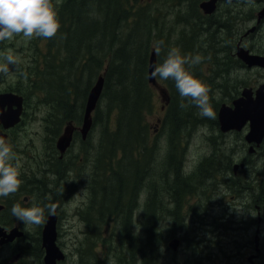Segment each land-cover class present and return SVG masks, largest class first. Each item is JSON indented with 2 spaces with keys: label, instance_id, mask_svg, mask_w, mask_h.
Listing matches in <instances>:
<instances>
[{
  "label": "trees",
  "instance_id": "1",
  "mask_svg": "<svg viewBox=\"0 0 264 264\" xmlns=\"http://www.w3.org/2000/svg\"><path fill=\"white\" fill-rule=\"evenodd\" d=\"M134 1L62 0L54 5L61 27L55 37L46 39L47 49L45 53H41L40 67H33L26 72L24 87L17 88L24 102L32 94L37 100L39 97L40 104L48 107L50 112L46 115L50 125L45 130L50 135L47 139L53 140L54 134L64 123L65 110L71 109L72 122L81 120L87 91L93 84V79L102 75V89L93 109L92 124H97L102 110L105 117L101 122L99 146L96 145L94 151L97 156L96 164L104 154L107 165L104 166V172L99 173L103 170L102 167L95 168L89 162L87 203L77 211L86 232L82 250L88 256V261L81 259V264H101L98 255L105 238H96L101 236V230L110 221L118 236V242L113 247V264H157L162 255L160 242L163 230L159 223L163 217L171 216L176 222L166 232L168 236L174 231H180L181 242L186 241L190 233L194 236V222L198 218V212L201 211L203 220L207 210L200 197L195 202L188 201L186 205L184 202L190 195H194L195 185L192 181L214 177V173L218 171L215 169L213 155L202 157L194 171H182V141H185L188 127L198 122V125L215 130L216 133L208 137L214 149L225 144L223 141L219 142L225 133L217 130L216 118H201L199 109L194 105L181 108V97L175 82L163 80L168 87L166 90L169 98L161 120L162 128H166L165 151L161 154V160L155 161L156 146L153 149L147 143L148 127L145 123V114L150 111L154 89L147 80L149 54L151 50L155 52L154 45L161 42L160 55L157 56L155 52L157 65L163 62L172 48L169 42L172 31L164 25V19H167L164 9H172L168 18L175 25L180 22L183 26L181 35L178 36L181 43L179 50L182 55H190L196 29L199 27L194 13L199 0H143V3L136 0L140 5L132 12ZM179 6H184L183 11ZM208 28L206 27V33L210 35ZM204 50L207 48L197 47L198 53L204 54ZM196 66L185 65L189 72L204 83L202 73ZM224 69L216 68L218 76L224 75ZM219 84H212L210 87L207 85L214 111L218 104L227 102L224 98L215 96ZM230 86L231 92L237 89L236 84L232 83ZM222 93H229L228 88H224ZM47 155H53L51 146ZM217 156L223 164L220 169L230 171V153ZM64 157L62 170L70 174L78 154L65 152ZM54 161L57 164L62 159L55 158ZM51 163L44 164L40 171L50 170ZM78 170L79 168L75 172ZM58 171L60 168H57L56 172ZM140 191L145 192L139 220L141 236L134 232L133 227V211L138 206ZM229 228L232 229V226L224 227ZM29 237L34 239L35 244L20 252L39 258L42 250L39 237ZM189 250L192 256L186 254L181 264L196 263L193 243Z\"/></svg>",
  "mask_w": 264,
  "mask_h": 264
},
{
  "label": "rangeland",
  "instance_id": "2",
  "mask_svg": "<svg viewBox=\"0 0 264 264\" xmlns=\"http://www.w3.org/2000/svg\"><path fill=\"white\" fill-rule=\"evenodd\" d=\"M60 1L62 0H52V3L53 5H57L58 3H60ZM138 1L140 3L144 2L143 0ZM145 1L147 2L150 0ZM138 5L140 4L136 0L132 2V12ZM170 13H172V9L168 11L164 9V15L167 17V19H164L165 28H168L170 29V31H172L169 42L171 43L172 48L175 47L181 49V43L178 40V36L181 35L183 26L180 24V22L176 23L175 25L172 19L168 18L171 16ZM196 16L199 25L203 26L204 19H202L201 15L198 13L196 14ZM194 40L195 41L190 55L194 56L196 54H200L204 58H206L205 54L197 52V47L200 44L199 37L196 36ZM46 49V40L44 38H34L32 40H27L21 34L19 36H15L12 40L4 41L2 47L0 48V63L5 62L4 56L8 50H11L16 55L20 63L19 69H17L15 66H10L11 71L7 76L0 75V89H7L9 91L12 89L15 90L17 88L24 87V82L27 77L22 75V73L30 71L33 67L39 68L41 65V53H45ZM27 50L29 51L27 52ZM205 60L207 61V58L203 59L202 62L197 66L195 65L197 69H199L200 74L202 73L204 84L206 86L209 85L210 87L212 84L215 85L220 83L218 87L222 86V89L230 88L231 86L229 83L218 82L220 81V79L215 78V76L213 75V68L211 67L212 65L209 63V61L205 62ZM238 71L233 70L232 75H236L238 77H246L244 81L245 84L249 83L247 86H257V84L260 83L259 81L263 77V72L258 68L247 69V71H240V73ZM95 80L96 78L93 79V82ZM156 81L168 90L166 83L162 79L156 77ZM152 90V105L149 113L145 114V123L148 127L147 143L148 145L153 146V149L156 146L157 155L154 158L156 162H159L161 160V154L165 151L164 138L166 134V128H162L161 126V120L165 113V105L162 104L156 90ZM19 94L21 95V93ZM215 96L219 99L223 97V95L220 93H216ZM38 100L36 98H33L32 94L28 95V99L23 102L24 112L21 123L18 125L19 128L14 130V132L12 133V137H10V140H8L7 142L12 147L13 152L16 154L17 159L13 161V163L18 167L20 174H25L27 170L34 172L39 171V169L37 168V165L39 163L38 159L42 160L43 158L47 157L50 149L49 140L47 139L46 132L44 130L47 129V126L50 125L46 115L47 112H50V110L46 105L40 104ZM92 115L93 112L91 116ZM99 115L102 119L99 118L97 124L95 123L91 125L87 133V139L84 142L79 141V138L73 139L70 147L68 148L69 151H66L67 154L70 152L78 154V157L74 161V165L72 166V172L77 171V169L79 168L78 172H84L86 176L90 177V173H88L89 170L87 168L89 162H91L95 166V168L102 167L103 170H101L99 173L104 172V166L107 165L105 163L107 158L104 156V154L101 155L102 159H99V162L96 164L97 156L95 154L96 151H94L95 146H99L98 139L100 138L99 135L102 129L101 122L105 117V114H103L102 110L100 111ZM73 125L75 127H79L80 120H75L73 122ZM63 127L60 129L63 130ZM215 133V130L212 131L204 125H198V122H196L193 126L188 127V134H186L185 136V141H182L184 150L181 152V170L186 173H190L191 171H194V167L202 157L213 155V162L216 165L215 169L218 172L214 173V177L208 176L192 181V183H194L195 185L194 195H190L184 202V204L186 205L188 201L189 203L195 202L200 197V199L206 206L208 218H211L214 215H222L225 220L216 219L215 223L217 225H222V227H225V224L227 223L233 226L234 230L233 228H229L228 230L232 231L234 233V236H227V247L225 249V241L221 236L210 237L207 235L198 237L195 236V230L194 236H191L192 233H190L187 236V240L181 242L179 238L181 234L180 231L175 232L172 229L174 233L169 236L166 233L168 232L170 227L176 225L175 220L171 216L163 217L159 223L160 228L163 230V239L160 242V251L162 255L157 264H181L185 259L186 254H189L190 257L192 256V252L189 250V247L192 243L193 256L196 255L204 257L206 264H244V255H246L245 253H253V249L248 248L247 245L245 253L244 249H242V246L245 243V233L244 231H242V225L243 221H246L248 216L250 219L256 218V216L253 211H248L247 215V208L244 209L240 205L242 188L247 182L250 184L252 182V179L250 178L251 174L246 175L247 172H244L246 168H241L237 163L239 157H242L244 154L252 156V154L248 152L247 148L245 149V147H239L240 141H242V135L244 133L243 131H239L237 132V134H234L235 132L226 133L221 137V140H219L217 137L216 139L219 140V142L223 141L225 142V144L223 145V148L216 146V148L214 149L213 144L211 143V141H209L208 137ZM226 152L230 153L231 161L236 165L235 170L237 172L235 174H232L228 170L220 169L223 164L217 155L222 156V154H225ZM44 153L46 154L44 156H41ZM37 156H39V158ZM83 158L85 159V161H83ZM34 161L37 163V165L33 163ZM82 161L83 165L81 166ZM263 167L264 155L261 154L255 168H261L262 170ZM248 172H251V170H248ZM203 173L208 174L210 172ZM86 176L82 175L81 182L77 184V190L74 191L66 201L61 199L63 203L58 208L59 217L56 226L55 241L58 248L64 254V259H62V261L60 260L57 264H81V259L88 261L87 254H85V251L82 250L85 246V227L79 216L77 215V210L82 207L83 203L86 200V191L84 188V181L86 179ZM256 182V180L253 181L254 184H256ZM231 183L232 185H230ZM21 196L22 194L19 193L18 199L21 200ZM2 198L3 197H0V199ZM32 198H34V196H32ZM144 199L145 192L140 191L137 199L138 206L133 211L134 232L139 236H141V227L139 224V220L141 217ZM22 202V207H31L34 205V202L31 201V198L29 197ZM249 208L253 210V207L251 208L249 206ZM112 225L113 223L110 221V223H108L106 227H103V229L101 230V236L96 238L97 240L105 238V243L100 249L98 255L101 264H113V247L115 245V242H118V236L116 228H112ZM22 229L25 232L23 239H20L19 243L17 240V242L14 241L13 243L16 242L17 245H19L24 241H28L27 244H23L24 249H26L35 244L34 239H28L26 238V236L31 235L34 236V238L39 237L41 228L36 225H25L23 223ZM255 229H257V226L252 225L248 235L250 234L253 237ZM260 230L264 245V221L261 225ZM260 230L257 232L258 239L260 236ZM172 238H176L179 241L175 250H172L167 245ZM198 239H200L202 243L200 246L196 241ZM216 247L217 250H215ZM199 248H201V253H199L198 251ZM11 250L12 244L0 247V263L2 262L1 264L14 263V251L12 252ZM96 250H99V248L96 247ZM42 256V250L40 252L39 258L22 254L21 258L19 257L16 263L19 262L18 264H42ZM260 258L258 260L255 258L253 261L258 262ZM195 264H197V260Z\"/></svg>",
  "mask_w": 264,
  "mask_h": 264
},
{
  "label": "flooded vegetation",
  "instance_id": "3",
  "mask_svg": "<svg viewBox=\"0 0 264 264\" xmlns=\"http://www.w3.org/2000/svg\"><path fill=\"white\" fill-rule=\"evenodd\" d=\"M201 1L202 0H199L197 2L196 10L194 11L195 14L197 13L200 14L201 18L204 19L203 26L199 25V27H197L196 29V36L199 37L200 39L199 41L200 44L198 47L207 48V50H204L203 53L206 55L207 62L209 61V63L212 65L211 67H213V75L216 78L220 79V81L218 82H224L229 84L233 83L237 85L236 86L237 89L234 90L233 92H231L230 90L231 87L228 88L229 93L227 94L222 93L223 89L222 88L219 89L217 87V93L223 95L222 99L224 98V100H227V102H224L227 105H231V101L237 98L243 89L249 90L248 94H250L252 97L254 96V91L258 87L261 88L262 93L264 94V66L262 67L258 65H250L249 61H247L244 58V55L259 56L264 58V0H215L213 10L209 13L202 12V10L199 7V3ZM179 9L183 11L184 6H179ZM206 27H209L208 31L210 32V35H207ZM3 43L4 42L0 43V48L2 47ZM28 51L29 50H27V52ZM218 67L225 68L224 70H226V72L224 73L223 76H218V70H216V68ZM252 68H258L263 72V77L261 78V80L259 81L260 83H258L257 86H251V85L247 86L249 83L245 84L244 81L246 77L244 76L238 77L236 75H232L233 70L247 71V69H252ZM240 71L238 72L240 73ZM0 90H1L0 93L12 92L20 95L17 89L15 90L12 89L9 91L7 89L6 90L0 89ZM20 96L22 98V108L20 110L18 122L7 128H3L2 124H0V136L3 134L6 142L10 140V137H12V133L14 132V130L19 128L18 125L21 123L22 120V116L24 112L23 109L24 98L22 95ZM65 113H66L65 117L68 116V118L65 119V117H63L64 124L61 126V128L64 125L71 126L70 145L72 143V140L75 138H79V141L81 142L84 141L87 137V134L84 139H81L80 132L78 131V127H75L73 125L72 119L70 118L71 109L68 108L67 110H65ZM82 115H83V110L81 114V120H82ZM91 121H92L91 122L92 125L93 123L92 116H91ZM247 129H248L247 124L245 123L243 127L239 130H228L226 132H221V133L226 134L229 132H235L234 134H237V132L243 131L244 133L242 135V141H240L239 147L241 148L245 147V149L246 148L249 149L248 148L249 146L252 147L251 151L248 150V152L252 154V156H248L244 154L242 157H239V159L237 160L238 166H240L241 168L243 167L246 168L245 169V172H247L246 175L251 174L250 178L252 179V182L250 184L247 182L245 186L242 188L240 205L244 209L247 208L246 209L247 215H248V211L249 212L253 211L256 216V218L253 219H250L248 216L246 221H243L242 231H244L245 233V243L242 246V249H244V253L246 252V245L248 248L253 249V253H248V252L245 253L246 255H244L245 256L244 264H264V245H263V237L261 235V230H260L261 225L264 221V187H263L264 172L263 169L261 170V168L258 169L255 168L256 163L259 157L261 156V154L264 155V136L260 141V143H258L257 145L253 142H247L244 139V134L246 133ZM45 132H46V137H49L50 136L49 133H47L46 130ZM61 133H62V129L59 128L57 132L54 134L53 140H49V145L52 147L53 155L52 156L47 155V157L43 158L42 160L38 159L39 162L38 165L35 161L33 162L35 165H37L39 171L34 172L27 170L25 174H20V179L22 180V184L19 190L15 194L0 199V214H1L0 228L7 235H9L11 232L18 233V235L10 238L11 240H7L4 243L0 244V247L12 244L11 251L12 252L14 251V256H13L14 263L12 264L19 263V262L16 263V261L19 259V257L21 258L22 256L20 250L24 248L23 244L28 243V241H24L19 245H17L16 243L17 241L19 243L20 239H23L25 232L22 229L23 223L20 220L16 219L11 214L12 206L14 204L22 205L23 203L22 201H25L26 198L28 197L31 198V201L34 202V205H38L41 207H43L45 204L48 203H55L57 205V214L52 216H54L55 218L54 225L56 230L58 217H59L58 208L62 205L63 203L62 200L66 201L69 198V196L74 191L77 190L78 188L77 184L81 182L82 175L86 176L84 172H75V173L70 172L69 174L66 171L64 172L62 170L63 162L65 161L64 155L66 150L70 147V145L68 146L67 149H65L62 155L59 156V152L55 148V140ZM221 147H223V145H221ZM45 154L46 153H44L41 156H44ZM37 157L39 158V156ZM55 158L62 159V161L56 164V161H54ZM48 162H52L49 165V169L55 172H52L50 170L44 172L40 171L44 167V164ZM232 164L234 165V163H232L231 161L230 165ZM233 165L230 168V172L232 174H235L237 171L233 169ZM57 168H60V171L56 172ZM87 168L89 170V165L87 166ZM248 170H251V172H248ZM56 178L58 179L56 180ZM87 178L88 177L86 176V179L84 181L86 200L83 203L82 207L85 206L87 203ZM58 180L60 182H58ZM255 180L257 181L256 184L253 183V181ZM53 181L55 182L54 185H53ZM19 193L22 194L21 200L18 199ZM32 196H34V198H32ZM249 206L251 208L253 207V210H251ZM82 207H80L77 211L81 210ZM45 217L46 218L48 217L47 209L45 210ZM216 219L225 220L222 215L219 216L214 215L211 218H208L207 212L205 213L204 219L202 220L201 211L199 210L198 218L194 222L195 236L198 237L207 236V235L210 237L221 236L222 239L225 241L224 242V249H225L227 247V243H226L227 236L233 237L234 233L228 229H224L222 225H217L215 223ZM43 225H40L39 227L42 228ZM252 225L257 226V229H255L254 231L253 237L250 234L248 235ZM228 226H229L228 223L225 224V227ZM216 228H219V230L217 231ZM259 230H260V236L258 239L257 232ZM26 238L31 239L29 235H27ZM14 241H16L15 242L16 244L13 243ZM196 241L198 242L199 246L202 244L200 239ZM215 250H217V247L215 248ZM198 251L199 253H201V248H199ZM196 257H197V264H206L204 257H200V256H196ZM255 258L257 260L260 258V260L258 262L253 261ZM58 262L59 261H57V263Z\"/></svg>",
  "mask_w": 264,
  "mask_h": 264
},
{
  "label": "clouds",
  "instance_id": "4",
  "mask_svg": "<svg viewBox=\"0 0 264 264\" xmlns=\"http://www.w3.org/2000/svg\"><path fill=\"white\" fill-rule=\"evenodd\" d=\"M60 27L52 0H0V43L21 34L27 40L51 39ZM160 45L161 42L154 45L157 56L161 53ZM203 59L200 54L182 55L178 48L173 47L169 49L163 62L155 65L151 76L174 81L181 97V108L194 105L199 109L201 118L214 120L216 113L210 102L209 88L185 67L198 65ZM4 61L0 63V75L7 76L11 71L10 66L19 69L20 62L11 50L5 54ZM22 75L26 77L27 74ZM185 100L187 103H184ZM16 159L12 147L0 137V197L15 194L22 184L19 169L13 163ZM46 209L49 216L57 214L55 203H48L43 207H22L20 204H14L11 214L25 225L40 226L45 223Z\"/></svg>",
  "mask_w": 264,
  "mask_h": 264
},
{
  "label": "water",
  "instance_id": "5",
  "mask_svg": "<svg viewBox=\"0 0 264 264\" xmlns=\"http://www.w3.org/2000/svg\"><path fill=\"white\" fill-rule=\"evenodd\" d=\"M214 2L215 0H202L199 3V7L202 12L209 13L213 10ZM244 58L249 61L250 65L264 66L263 57L244 55ZM155 65V52L151 50L147 65V80L150 86L156 90L162 104L166 105L169 99L166 88L158 84L156 78L151 76ZM102 83V75H98L87 91L84 100L82 120L78 127L81 139L86 137L91 127V112L99 98ZM248 91L247 89H243L240 95L231 101V105H227L224 102L220 103L216 110V120L220 132L239 130L246 123L248 129L244 134V139L247 142H253L257 145L264 136V94L259 87L254 91L253 97L248 94ZM21 108L22 98L20 95L12 92L0 93V124H2L3 128L10 127L18 122ZM0 137L4 138V135L2 134ZM70 141L71 126H64L62 133L55 140V148L58 150L59 156L68 148ZM248 148L249 151L252 150L251 146ZM235 168L236 165L234 164L233 169ZM54 222V216L48 215L45 224L41 228L40 245L43 250L42 264H57V261L64 258V254L55 243L56 230ZM16 235L18 233L14 232L7 235L0 228V244L11 240L10 238ZM178 242V239L172 238L167 245L172 250H175Z\"/></svg>",
  "mask_w": 264,
  "mask_h": 264
}]
</instances>
